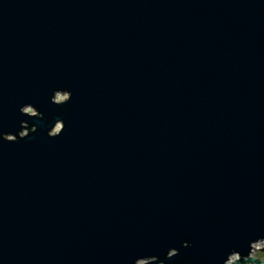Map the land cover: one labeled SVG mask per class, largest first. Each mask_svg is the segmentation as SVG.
Here are the masks:
<instances>
[{
	"label": "water",
	"instance_id": "water-1",
	"mask_svg": "<svg viewBox=\"0 0 264 264\" xmlns=\"http://www.w3.org/2000/svg\"><path fill=\"white\" fill-rule=\"evenodd\" d=\"M262 243L264 0H0V264Z\"/></svg>",
	"mask_w": 264,
	"mask_h": 264
},
{
	"label": "rangeland",
	"instance_id": "rangeland-1",
	"mask_svg": "<svg viewBox=\"0 0 264 264\" xmlns=\"http://www.w3.org/2000/svg\"><path fill=\"white\" fill-rule=\"evenodd\" d=\"M65 97H67V94H57V95H56V100L61 101V100H63ZM26 110H28V111H30V112H34V110L31 109V108H28V109H26ZM24 132H26V131H24ZM262 248H264V243H262V244H258V245H255L254 251H253L252 254H251L252 257H254V258H259V259H262V258H263V260H264V253H263V252L260 253V251L262 250ZM235 258H238V256L236 255Z\"/></svg>",
	"mask_w": 264,
	"mask_h": 264
},
{
	"label": "bare ground",
	"instance_id": "bare-ground-1",
	"mask_svg": "<svg viewBox=\"0 0 264 264\" xmlns=\"http://www.w3.org/2000/svg\"><path fill=\"white\" fill-rule=\"evenodd\" d=\"M232 261H234V260H233L232 257H231V258L227 261L226 264H231Z\"/></svg>",
	"mask_w": 264,
	"mask_h": 264
},
{
	"label": "flooded vegetation",
	"instance_id": "flooded-vegetation-1",
	"mask_svg": "<svg viewBox=\"0 0 264 264\" xmlns=\"http://www.w3.org/2000/svg\"><path fill=\"white\" fill-rule=\"evenodd\" d=\"M264 253V248H262V250L260 251V253ZM260 260H263V258L262 259H260ZM264 261V260H263Z\"/></svg>",
	"mask_w": 264,
	"mask_h": 264
},
{
	"label": "built area",
	"instance_id": "built-area-1",
	"mask_svg": "<svg viewBox=\"0 0 264 264\" xmlns=\"http://www.w3.org/2000/svg\"><path fill=\"white\" fill-rule=\"evenodd\" d=\"M235 257H236V255H233V256H232V259H233V260L237 259V258H235Z\"/></svg>",
	"mask_w": 264,
	"mask_h": 264
}]
</instances>
